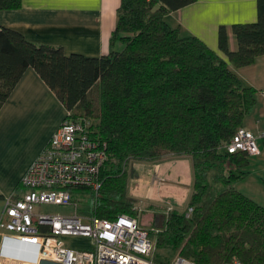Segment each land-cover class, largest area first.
Masks as SVG:
<instances>
[{
  "label": "trees",
  "instance_id": "1",
  "mask_svg": "<svg viewBox=\"0 0 264 264\" xmlns=\"http://www.w3.org/2000/svg\"><path fill=\"white\" fill-rule=\"evenodd\" d=\"M194 1L122 0L111 45L123 46L102 56L66 53L0 27V108L33 67L72 118L90 123L109 157L99 190L75 191L90 193L91 214L98 217L137 215L136 198L128 190L131 164L190 158L192 214L187 216L188 208L165 209L162 229L151 235L197 264L234 258L264 264V206L235 187L250 154L227 148L255 104L256 90L201 39L182 36L167 23V14ZM21 4L0 0V9ZM232 30L238 48H230L228 30L221 26L220 49L236 67L252 64L264 54V0H258L257 21L235 23ZM216 182L224 188L212 194Z\"/></svg>",
  "mask_w": 264,
  "mask_h": 264
},
{
  "label": "crops",
  "instance_id": "2",
  "mask_svg": "<svg viewBox=\"0 0 264 264\" xmlns=\"http://www.w3.org/2000/svg\"><path fill=\"white\" fill-rule=\"evenodd\" d=\"M121 1L22 0L19 8L0 9V27L16 29L38 44L61 46L66 53L102 56L118 48V44L111 45V36L116 28ZM165 19L171 27L178 28L182 36L201 39L228 61L245 85L256 90V102L246 114L243 126L257 136L260 153L251 156L244 168L246 174L236 181L235 187L264 206V54L252 64L236 67L219 46V29L225 26L230 48H238L232 26L258 20V0H196L170 12ZM66 114L67 108L36 69L27 68L0 108V195L3 196L0 217L6 199L23 193V175L65 120ZM175 162L176 159H172L149 164L152 172L147 175L151 176L140 177L139 181L144 183L140 190L146 188L156 200L163 198V186L171 184L175 187V182L167 178L170 170L167 164ZM258 164H262L261 175L254 172ZM193 184L194 168L191 187ZM191 187H188L191 192L188 202L193 193ZM64 240L72 248L92 247L91 240L86 237L67 236ZM36 254L33 245L23 244L12 236L0 238V264H21L19 259L34 260ZM40 264L63 263L43 260Z\"/></svg>",
  "mask_w": 264,
  "mask_h": 264
},
{
  "label": "built area",
  "instance_id": "3",
  "mask_svg": "<svg viewBox=\"0 0 264 264\" xmlns=\"http://www.w3.org/2000/svg\"><path fill=\"white\" fill-rule=\"evenodd\" d=\"M227 148L230 152L260 153L257 136L244 126L237 130ZM108 157L106 143L94 136L90 123L84 118H72L67 111L65 120L23 175V193L6 199L0 217V238L12 236L36 247V258L19 259L21 264H40L43 260L63 264H165L154 257L157 244L151 230L158 229H148L137 216L120 214L103 218L79 213L80 200L75 189L83 187L97 192L101 186V169ZM40 204L71 211L38 210ZM173 208L169 202L167 209ZM192 212L193 207H188L187 216ZM67 236L86 237L92 247H69L64 240ZM171 264L197 263L178 254ZM212 264L242 262L234 258Z\"/></svg>",
  "mask_w": 264,
  "mask_h": 264
},
{
  "label": "rangeland",
  "instance_id": "4",
  "mask_svg": "<svg viewBox=\"0 0 264 264\" xmlns=\"http://www.w3.org/2000/svg\"><path fill=\"white\" fill-rule=\"evenodd\" d=\"M123 45L121 43H118V48H121ZM92 97L96 101L95 98H97V91L94 89L91 93ZM92 122H96V119L94 118ZM251 156H249V160H251ZM166 158V157H165ZM176 159L175 164H167L170 165V170L167 172V178L171 182H175V187L173 185L163 186L162 191L164 193L163 198H159L156 200L155 196L151 194V192L145 188L142 191L140 190V186H144V183H141L139 181L140 177L144 176H151L147 175L148 172H152L151 166L149 164H138L134 163L131 164L128 168V190L129 195L136 198L135 201V207L139 208V211L137 212V217L139 219L140 224H143L148 229H162L161 225L165 218V215L163 214V211L167 209L169 202L174 207H177L181 210H185L188 208V199L190 189L188 187L192 186L193 183V164L192 160H190L187 157L182 158H174ZM172 160V159H168ZM164 160V161H168ZM163 161V162H164ZM170 163V162H169ZM263 164V163H262ZM262 164H258L255 169V173L261 175L262 174ZM167 165L165 167H167ZM212 190L211 193L220 192L219 190H222L224 188V185L222 183H212ZM169 187V188H168ZM193 187H191L192 190ZM222 188V189H221ZM189 191V193H188ZM77 198L80 200L79 203V213L87 216L91 214V203H90V193L88 191H79L76 194ZM169 199V200H167ZM179 203V205L175 204ZM38 210L43 211H52L54 213L57 212H66L69 213L71 211L70 208H64L57 205H47V204H40L37 206ZM161 231V230H160ZM157 233V232H155ZM153 238L155 241L157 240V237L155 234H153ZM156 250L154 253V257L156 260L165 263V264H171V261L173 258L178 255L179 253L177 251H174L171 247L167 246L166 244H158L156 241Z\"/></svg>",
  "mask_w": 264,
  "mask_h": 264
}]
</instances>
